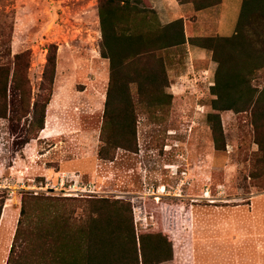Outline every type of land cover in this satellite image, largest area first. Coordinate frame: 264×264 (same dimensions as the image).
<instances>
[{"label":"rangeland","instance_id":"374dc122","mask_svg":"<svg viewBox=\"0 0 264 264\" xmlns=\"http://www.w3.org/2000/svg\"><path fill=\"white\" fill-rule=\"evenodd\" d=\"M251 22L248 37L264 51L261 23ZM100 40L96 0H0V65L28 54L30 104L40 93L49 47L56 46L48 134L29 128L31 105L27 118L20 112L0 118V264L22 199L27 230L50 213L110 216L121 224L113 233L132 229L138 264H264V153L248 115L231 111L219 113L224 150L214 149L207 123L216 69L211 56L157 53L172 98L155 111L138 105L136 150L101 161L108 61L99 55ZM157 245L162 254H149ZM107 257L105 264H137L131 255ZM160 257L168 260L157 263Z\"/></svg>","mask_w":264,"mask_h":264},{"label":"trees","instance_id":"16d2710c","mask_svg":"<svg viewBox=\"0 0 264 264\" xmlns=\"http://www.w3.org/2000/svg\"><path fill=\"white\" fill-rule=\"evenodd\" d=\"M179 2L192 3L194 10L199 11L218 5L221 0ZM96 3L101 34L99 55L108 61L97 157L101 161H112L119 150H136L140 112L137 106L141 105V110L155 111L172 98L165 92L170 85L165 61L157 53L175 50L185 54L186 40L182 20L161 25L146 0H96ZM251 20L261 23L264 37V0H242L235 30L230 37L189 40L190 45L209 51L216 64L214 82L210 87V94L214 97L210 103L213 113L207 115V123L217 151L224 150V145L220 144L223 131L219 113L231 111L248 115L254 143L258 152L264 153V51L248 37ZM12 60V66L0 65V118L19 112L21 119L27 118L31 105L29 128L37 135L44 129L45 110L52 95L56 46L49 47L40 93L32 104L27 79L28 54L14 55ZM3 204L2 199L0 215ZM27 218L22 199L6 264H105L108 254L124 260L131 255L138 264L132 229L127 235L113 233L112 229H119L121 224L110 216L105 219L91 216L72 219L71 216L50 213L39 217L35 227L29 230L23 222ZM27 231L35 233L31 236ZM34 244L36 248H33ZM122 245L127 247L122 248ZM40 246L48 249L41 250ZM159 246L148 253L162 254ZM63 252L69 257H64ZM162 259L160 257L161 261L157 263L168 260Z\"/></svg>","mask_w":264,"mask_h":264},{"label":"crops","instance_id":"0c3cea01","mask_svg":"<svg viewBox=\"0 0 264 264\" xmlns=\"http://www.w3.org/2000/svg\"><path fill=\"white\" fill-rule=\"evenodd\" d=\"M146 1L156 13L161 25L182 20L186 40L185 59L188 60L205 59L211 56L209 51L190 45L189 40L233 35L242 2V0H221L216 6L196 11L192 3L179 2V0ZM47 132L44 128L41 134L46 135Z\"/></svg>","mask_w":264,"mask_h":264},{"label":"built area","instance_id":"2783aa9c","mask_svg":"<svg viewBox=\"0 0 264 264\" xmlns=\"http://www.w3.org/2000/svg\"><path fill=\"white\" fill-rule=\"evenodd\" d=\"M61 182H62V184H63V178H61Z\"/></svg>","mask_w":264,"mask_h":264}]
</instances>
